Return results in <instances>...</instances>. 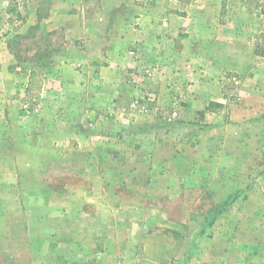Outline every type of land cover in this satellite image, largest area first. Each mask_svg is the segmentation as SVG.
Instances as JSON below:
<instances>
[{
  "label": "crops",
  "instance_id": "crops-1",
  "mask_svg": "<svg viewBox=\"0 0 264 264\" xmlns=\"http://www.w3.org/2000/svg\"><path fill=\"white\" fill-rule=\"evenodd\" d=\"M32 1L17 33L59 30L76 41L62 46L56 66L49 64L39 82L36 96L48 98V106L20 105L22 120L33 112L39 123L2 125L8 146L1 142V247L15 245L21 257L32 244L29 264H184V253L163 250V231L182 229V235L186 224L199 231L203 221H212L189 217L185 198L198 201L205 178L212 193L229 194L237 173L221 176L215 166L247 163L244 153L264 148V55L242 36L263 33L264 16L175 10L193 0H51L41 15L39 0ZM225 70L241 75L240 109L226 102L220 80ZM128 72L135 87L129 95L156 100L163 112L156 109L152 119L147 109L121 112ZM91 85L110 110L99 108L95 135L79 119L67 118L87 115L70 102L89 98L82 88ZM174 100L180 102L172 107ZM209 102L222 107L208 109ZM170 115L176 120L168 125L162 118ZM35 127L37 142L29 140ZM106 163L113 166L100 167ZM256 176L248 201H256L251 210L264 243V172ZM12 179L16 188L9 186ZM172 197L180 199L175 217ZM203 237L197 233L195 242Z\"/></svg>",
  "mask_w": 264,
  "mask_h": 264
},
{
  "label": "rangeland",
  "instance_id": "rangeland-1",
  "mask_svg": "<svg viewBox=\"0 0 264 264\" xmlns=\"http://www.w3.org/2000/svg\"><path fill=\"white\" fill-rule=\"evenodd\" d=\"M50 1L51 0L38 1L39 3L37 4H39L38 7L40 6L41 15L48 14L52 4ZM32 6V0H0V153L1 142L7 145L6 142H4L7 139V134L2 133L3 124L8 123V125H10L17 121H23V123L26 122L31 125H35L37 122L39 123V116L34 115L33 112L24 115L22 120L21 115L23 114L18 112V110H20V105L27 109L29 105L32 106L35 103L36 108L38 104L40 105L43 102L48 106V98L40 99V93L38 97L36 96L38 94V86H40L39 82L41 79L47 78L44 76V72L47 71L48 73L50 68L49 64H53L52 66L54 67L56 66L55 58H59L60 51L63 50L62 46H66V44L73 45L76 41V38L65 36L59 30L53 33H47L46 30L43 32L35 28L28 29L21 34L17 33L22 19L29 14V10L32 9ZM9 9L11 10L9 11ZM175 10L183 15L264 16V0H207L205 2L193 0L187 5L177 6ZM242 36L250 40L258 54L264 55V32L261 34L259 32L256 34L249 32ZM220 41L223 40H218V42ZM38 64L40 66H38ZM32 72L33 75L30 82L28 80L29 88L27 86V91L25 89L27 93L23 96V98H26L21 100L19 97H22L20 93H23L24 90L23 82ZM124 77L123 82L125 81L126 85L124 86L125 88L122 89V92L128 96L135 90L132 84L134 81V74L128 72ZM220 77L222 81L220 82L223 85V92L227 94L228 97L226 102L230 104L229 107L231 106L237 109L244 107L242 95L239 93V86L242 82L240 73L237 71L225 70V72L221 73ZM4 81L8 82V84H4ZM47 84H49L48 81ZM91 86L92 87L89 88L86 86L82 88V93L88 94L89 98H82L75 102H70L73 108L75 107L74 103L82 106L83 110H87V115L80 114L77 117L72 115L67 118L74 121L79 119V122H83L87 128H89L88 133L90 135H95V132H97L95 127L98 126L96 123L100 120L96 114L99 113V108L104 105L96 98L95 87L93 85ZM77 91L79 97L81 90ZM39 92H42V90ZM130 95L128 96L130 102L128 99L124 98V100H121L119 105H117L120 106L122 113L130 114L134 112L129 111V108L147 109V111L150 112L147 119H152L154 118L156 109L163 112L161 109L163 104H158V106L156 100H148L144 97L138 98L135 94H132L133 96ZM140 101H142V103H140ZM179 102L180 101L174 100L172 107L178 106ZM109 105L112 107L115 106L111 98L109 99ZM104 109L107 113H110V110H107L106 106H104ZM12 110L15 112L12 113ZM262 115H264V112ZM175 117L176 115H170L169 120L164 117L162 121L167 124L172 123ZM106 118L109 119V116ZM260 118H263L264 121V117L260 116ZM122 120L125 121L124 117H122L121 122H123ZM29 135L30 133L28 136ZM39 135V128L35 127L34 131L31 133L33 139L29 140L37 142L35 139ZM28 136H26V138H28ZM253 150L254 152L244 153L245 158L248 160L247 163L215 166L216 169L220 171L221 176L224 172H232V177L237 173V179L229 180L232 182V187L234 188L229 194H224L220 192V190L212 193L209 187H207V178L201 179L200 183H198L199 185L202 184L200 199L198 201H196V199L193 200L190 195L185 198V204L190 210L189 217L195 215V221L201 222V220L207 218L206 215L212 216L211 223L203 221L204 225H201L199 231L194 228L192 224H186L182 235V229L167 228L166 232L163 231V234H166V237L163 238V250L166 249L169 255H175L177 252L184 253V264H264V243L258 242L262 239L260 237L261 233L257 230L259 223L257 221L259 219L256 218V211L251 210L255 209L256 201H248L249 196L247 191L248 186L256 183V174L264 172V148L258 147ZM88 153L87 155L89 156L93 154L90 150H88ZM90 166L92 167L93 165ZM103 166L112 167L113 165L110 163L100 165V167ZM241 173H243V176ZM2 183L3 181H0V188L3 185ZM16 185L18 186L16 179L9 181L10 188H16ZM19 187H21V182L19 183ZM179 201L180 199H177V197L170 198V205H172L173 208L170 214L174 217L177 213V203H179ZM188 221L189 220H187V222ZM206 224L209 226H206ZM197 233L203 234L204 237L201 241L196 240L195 242L196 238L194 239V236ZM6 247L5 249H8V252L0 245V264H29L33 251L32 244L26 245L23 256L21 257L17 256L15 245L9 244ZM194 253L197 254L196 260L191 259ZM164 262L168 264H180L181 261L170 259Z\"/></svg>",
  "mask_w": 264,
  "mask_h": 264
},
{
  "label": "trees",
  "instance_id": "trees-1",
  "mask_svg": "<svg viewBox=\"0 0 264 264\" xmlns=\"http://www.w3.org/2000/svg\"><path fill=\"white\" fill-rule=\"evenodd\" d=\"M11 9H9V11H10ZM32 75H33V72L32 73H30V76H29V82H30V80H31V77H32ZM29 82H28V88H29ZM26 91H27V89H26ZM222 107L220 104H216V103H213V102H209V104H208V109H212V107ZM32 108V106L31 105H29V107H28V109H31Z\"/></svg>",
  "mask_w": 264,
  "mask_h": 264
}]
</instances>
